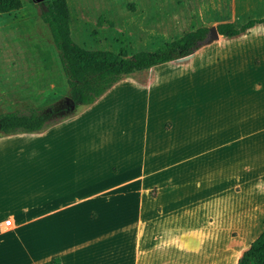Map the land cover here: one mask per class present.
I'll list each match as a JSON object with an SVG mask.
<instances>
[{
	"label": "crops",
	"instance_id": "crops-1",
	"mask_svg": "<svg viewBox=\"0 0 264 264\" xmlns=\"http://www.w3.org/2000/svg\"><path fill=\"white\" fill-rule=\"evenodd\" d=\"M231 11V22L261 19L264 0H233ZM214 43L198 124L189 104L166 129L141 97L121 163L77 178L69 169L79 125L57 128L71 157L57 162L59 186H72L60 197L70 201L15 213L9 226L0 219V264H235L264 220V32ZM163 153L168 163H155ZM189 185L199 192L185 193Z\"/></svg>",
	"mask_w": 264,
	"mask_h": 264
},
{
	"label": "rangeland",
	"instance_id": "rangeland-1",
	"mask_svg": "<svg viewBox=\"0 0 264 264\" xmlns=\"http://www.w3.org/2000/svg\"><path fill=\"white\" fill-rule=\"evenodd\" d=\"M66 1L72 14L70 35L75 44L115 53L124 50L128 55L153 51L201 27L230 22L233 2ZM43 10V3L22 0L21 9L0 16V114L26 113L30 108L44 113L53 111L48 120L52 127L44 131L29 135L0 133V219L11 223L15 213L38 209L50 199H54L53 207L70 201V196L60 197L71 193L68 190L72 186L67 183L59 186L65 179L61 178L62 174L57 176V162L71 161V157L66 151L60 152L68 145L61 143L62 133L58 134L57 128L79 125L72 152L76 165L73 170L69 169L75 171L74 178L82 173H90V176L105 173L108 164L121 163L124 145L134 144L138 126L135 115L141 97L148 99L151 113L166 129L172 114L189 104L194 105V123H199L200 72L216 63L218 52L216 41L212 45L200 44L207 33L192 49L191 60L179 62L182 59L179 58L168 65L126 77L97 103L104 102L109 108L77 106L62 114L58 110L69 107L65 102L68 98L66 78L41 18ZM258 31L264 32V26ZM209 51L215 52L214 58L204 62ZM155 163H168V157L163 153ZM102 185L103 182L95 183L96 188ZM181 189L185 191V187ZM195 192L198 193V189L189 185L185 193Z\"/></svg>",
	"mask_w": 264,
	"mask_h": 264
},
{
	"label": "trees",
	"instance_id": "trees-1",
	"mask_svg": "<svg viewBox=\"0 0 264 264\" xmlns=\"http://www.w3.org/2000/svg\"><path fill=\"white\" fill-rule=\"evenodd\" d=\"M43 6L41 18L58 52L68 98L76 105L75 108L93 107L133 73L165 66L190 55L195 44L209 31V28L201 27L153 51H141L133 55H128L124 50L117 53L91 50L73 42L70 35L72 14L66 0H46ZM21 7L22 0H0V16L18 11ZM263 26L264 18H261L243 24L231 21L219 23L216 30L223 40H233L258 31ZM52 112L44 113L40 109L30 108L26 113L0 114V133L29 135L44 131L52 127L48 124ZM235 264H264V220L260 235L240 254Z\"/></svg>",
	"mask_w": 264,
	"mask_h": 264
},
{
	"label": "water",
	"instance_id": "water-1",
	"mask_svg": "<svg viewBox=\"0 0 264 264\" xmlns=\"http://www.w3.org/2000/svg\"><path fill=\"white\" fill-rule=\"evenodd\" d=\"M44 1L45 0H31V2L36 3V4L43 3ZM219 38H220V36L216 30V27H211V28H209L207 37L200 44L201 45H203V44L209 45L212 42L217 41ZM193 57H194V53H191L190 55L179 60V62L191 60ZM65 102L69 106V111L75 109L76 105L69 98H65Z\"/></svg>",
	"mask_w": 264,
	"mask_h": 264
},
{
	"label": "flooded vegetation",
	"instance_id": "flooded-vegetation-1",
	"mask_svg": "<svg viewBox=\"0 0 264 264\" xmlns=\"http://www.w3.org/2000/svg\"><path fill=\"white\" fill-rule=\"evenodd\" d=\"M69 112V107H65L64 109L58 110V113L66 114Z\"/></svg>",
	"mask_w": 264,
	"mask_h": 264
},
{
	"label": "built area",
	"instance_id": "built-area-1",
	"mask_svg": "<svg viewBox=\"0 0 264 264\" xmlns=\"http://www.w3.org/2000/svg\"><path fill=\"white\" fill-rule=\"evenodd\" d=\"M11 224V222L9 220L5 221V226H9Z\"/></svg>",
	"mask_w": 264,
	"mask_h": 264
}]
</instances>
